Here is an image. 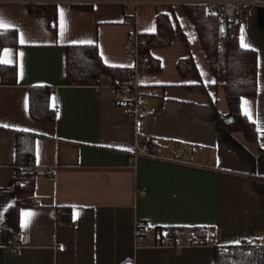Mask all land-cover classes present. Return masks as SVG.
I'll use <instances>...</instances> for the list:
<instances>
[{
    "label": "crops",
    "instance_id": "obj_1",
    "mask_svg": "<svg viewBox=\"0 0 264 264\" xmlns=\"http://www.w3.org/2000/svg\"><path fill=\"white\" fill-rule=\"evenodd\" d=\"M31 1L0 0V14L16 26L18 40L23 32L28 41L4 47L0 56L18 69L17 83L0 79V264H121L130 258L135 264H215L216 246L263 236L264 4L239 24V41L243 29L258 57L257 93L241 98L257 131L249 140L242 131L217 129V114H227L229 106L186 0H143L135 22L122 0L59 2L55 19L32 11ZM60 9L68 25L63 36ZM161 12L173 18L175 35L170 44L149 48L160 69L139 75L141 83L158 88L149 98L155 112L135 121L113 87L66 83L67 45L91 41L107 64L131 68V31L155 32ZM188 56L197 71L183 74L178 62ZM46 85L54 88L53 121L29 113L30 88ZM136 132L162 151L203 149L189 156L190 163L135 156ZM19 133L32 142L39 172L35 201L20 209V221L22 212L35 215L27 228L20 223L22 240L10 249L6 214L16 198ZM66 208L70 220L60 216ZM139 219L185 238L204 226L209 240L180 250L135 248Z\"/></svg>",
    "mask_w": 264,
    "mask_h": 264
},
{
    "label": "trees",
    "instance_id": "obj_2",
    "mask_svg": "<svg viewBox=\"0 0 264 264\" xmlns=\"http://www.w3.org/2000/svg\"><path fill=\"white\" fill-rule=\"evenodd\" d=\"M76 4V3H75ZM29 6L34 12H46L55 19L56 2L31 1ZM88 6V5H86ZM185 11L195 23L199 37L211 62L214 73L221 76L219 83L223 86L229 106L227 114L218 113L216 126L218 130L242 131L249 140H255L257 131L255 124L243 114L241 98L254 96L257 93L258 57L254 49H242L239 41V24L241 16L222 26L218 16L211 11L209 5L192 0L184 2ZM175 35V24L169 13L157 15V29L147 34L148 47L166 46ZM19 44L17 29L9 30L0 35V56L4 47ZM222 45L225 50L226 71L220 70L218 49ZM161 67L158 59L152 57L147 64V71H157ZM181 73L197 71L192 56L178 62ZM132 76L130 67L107 64L99 52L97 44H70L66 52V83L85 84L96 81L99 86L119 87ZM0 79L3 84H15L18 81L16 64L0 63ZM54 88L51 86H33L29 93V113L36 120L53 121L56 110L51 105ZM20 134V135H19ZM16 147L15 202L6 214L7 240L10 249L17 246L14 235L20 229V209L35 201V183L39 169L35 164V152L32 142L25 140L24 133H19ZM34 136L33 134L31 135ZM31 137V138H32ZM64 220L71 219V209L66 208L60 215ZM176 231V230H175ZM180 235V232L176 231ZM209 229L201 226L193 229L190 239L193 243H206ZM215 264H264V251L253 247L244 240L239 247L233 244L216 246Z\"/></svg>",
    "mask_w": 264,
    "mask_h": 264
},
{
    "label": "built area",
    "instance_id": "obj_3",
    "mask_svg": "<svg viewBox=\"0 0 264 264\" xmlns=\"http://www.w3.org/2000/svg\"><path fill=\"white\" fill-rule=\"evenodd\" d=\"M39 2H66L69 4L88 2L93 3L97 0H36ZM128 8L133 10V21L135 22L137 7L143 0H122ZM209 5L219 18L221 25L228 24L237 16L249 15L253 11L255 5H263L262 0H192ZM129 53L133 58V65L131 67V78L115 87L117 101L126 106L129 110L130 116L133 120H137L140 114L145 112H155L156 106L149 104V98L158 94V88L151 85H144L139 79L142 72L147 71V64L150 60V49L148 47V37L146 34L140 32L138 29L131 31L130 35ZM218 59L220 62V70L222 73L226 71L225 64V50L222 45L218 49ZM99 86V85H97ZM203 149L202 145L195 147L193 145H184L179 149H171L162 151L159 149L157 143L144 139L136 132L135 136V156H148L162 161H173L180 163H190L189 156ZM14 238L19 245L22 240V235L17 233ZM248 243L256 248H262L264 251V235L261 237H254L248 240ZM193 244L190 238H185L182 235L176 234L172 227H157L151 222L139 219L135 223V248L141 247H156L165 246L176 250ZM9 247V245H8ZM121 264H135L133 258L127 259Z\"/></svg>",
    "mask_w": 264,
    "mask_h": 264
},
{
    "label": "snow or ice",
    "instance_id": "obj_4",
    "mask_svg": "<svg viewBox=\"0 0 264 264\" xmlns=\"http://www.w3.org/2000/svg\"><path fill=\"white\" fill-rule=\"evenodd\" d=\"M15 27L16 26L12 22L8 21L5 17H3L2 14H0V35H3L4 33H6L9 30H14ZM59 27H60V34H61V36H63L67 32V27H68L66 16H65V11L63 9L59 10ZM243 33H244V30L241 29L240 47L242 49L250 48V45L244 39ZM27 42L28 41H27L25 34L23 32H21L19 34V43L25 44ZM73 43H82V41H73ZM89 43H91V41H89ZM5 52H7V50H5ZM19 55L22 56L23 53H20ZM6 62H7L6 60H4L3 58H0V63H6ZM250 112H251V108L249 105L248 110L243 111V114L246 116V118H249ZM5 127H7V125H5ZM261 127H264V125H261ZM259 130L260 129H258V131ZM34 215L35 214L32 213L31 211L22 212L21 213V221H20L21 227L27 228L29 226V224L31 223L32 217ZM242 243H243V241H240V240L232 242L233 246H235V247H239Z\"/></svg>",
    "mask_w": 264,
    "mask_h": 264
},
{
    "label": "water",
    "instance_id": "obj_5",
    "mask_svg": "<svg viewBox=\"0 0 264 264\" xmlns=\"http://www.w3.org/2000/svg\"><path fill=\"white\" fill-rule=\"evenodd\" d=\"M223 26L226 27V23Z\"/></svg>",
    "mask_w": 264,
    "mask_h": 264
}]
</instances>
